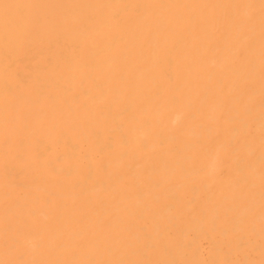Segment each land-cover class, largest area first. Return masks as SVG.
<instances>
[{
    "label": "bare ground",
    "instance_id": "obj_1",
    "mask_svg": "<svg viewBox=\"0 0 264 264\" xmlns=\"http://www.w3.org/2000/svg\"><path fill=\"white\" fill-rule=\"evenodd\" d=\"M13 10L0 264H264V0Z\"/></svg>",
    "mask_w": 264,
    "mask_h": 264
},
{
    "label": "rangeland",
    "instance_id": "obj_2",
    "mask_svg": "<svg viewBox=\"0 0 264 264\" xmlns=\"http://www.w3.org/2000/svg\"><path fill=\"white\" fill-rule=\"evenodd\" d=\"M70 1L78 2L79 0H0L2 6L6 7L9 15L11 16L12 20L18 22L20 16L13 10V4L16 2L22 4V6H29L35 8L36 17L39 20H44V14H55L58 8L61 6L66 5ZM50 3L51 5H48ZM99 9L102 12L103 16L107 17L109 13V5L104 3L103 1L99 4ZM26 14V13H25ZM82 21L83 16L78 18ZM35 29V25H30V30L33 31Z\"/></svg>",
    "mask_w": 264,
    "mask_h": 264
}]
</instances>
